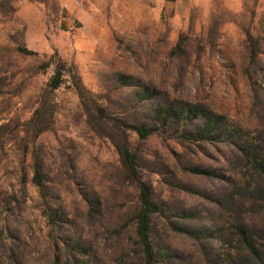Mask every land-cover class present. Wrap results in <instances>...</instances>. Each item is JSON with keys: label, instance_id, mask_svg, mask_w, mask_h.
I'll use <instances>...</instances> for the list:
<instances>
[{"label": "rangeland", "instance_id": "rangeland-1", "mask_svg": "<svg viewBox=\"0 0 264 264\" xmlns=\"http://www.w3.org/2000/svg\"><path fill=\"white\" fill-rule=\"evenodd\" d=\"M147 203L156 264H263L264 0H0V264H145Z\"/></svg>", "mask_w": 264, "mask_h": 264}, {"label": "trees", "instance_id": "trees-1", "mask_svg": "<svg viewBox=\"0 0 264 264\" xmlns=\"http://www.w3.org/2000/svg\"><path fill=\"white\" fill-rule=\"evenodd\" d=\"M219 119L214 118L212 120V123L216 125ZM138 130L142 131L141 133L144 135L147 134L148 131L145 126H142L141 128L139 127ZM152 211H155V208H153L152 205H149L147 203L145 207L142 210H140L138 214V235L140 237V243L143 246L145 264H156L155 255H154L155 252L153 249V245L149 233L150 223H151L150 214L152 213ZM262 263L264 264V257L262 259Z\"/></svg>", "mask_w": 264, "mask_h": 264}]
</instances>
